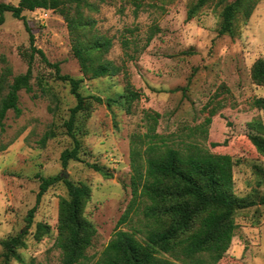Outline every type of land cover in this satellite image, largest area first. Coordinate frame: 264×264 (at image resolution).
<instances>
[{
  "label": "rangeland",
  "instance_id": "374dc122",
  "mask_svg": "<svg viewBox=\"0 0 264 264\" xmlns=\"http://www.w3.org/2000/svg\"><path fill=\"white\" fill-rule=\"evenodd\" d=\"M232 1L208 0L187 19L197 0H86L80 11L93 26L84 33L87 39H109L102 59L119 68L114 77L96 79L81 72L67 22L58 12L25 11L23 20L5 13L0 75L7 71L11 81L32 61L33 92L18 93L21 114L9 110L0 129V264L1 243L16 237L25 247L7 264H62L55 241L65 181L90 189L83 216L96 234L79 264L97 262L116 230H143L147 201L133 200L131 153L140 151L143 164L151 139L184 153L231 157L233 194L247 206L235 212L234 236L217 264H264V155L249 139H264V85L251 79L253 65L264 62V0L248 19L236 16L232 34L219 35L221 12ZM24 21L35 49L58 64L61 75L82 80L79 91L89 107L76 123V140L64 128L76 104L70 87L32 52ZM127 89L138 95L129 104L121 98ZM48 131L55 137L42 146ZM38 176L62 180L42 196L29 224ZM38 223L50 229L40 241L34 237ZM135 236L142 240L144 233Z\"/></svg>",
  "mask_w": 264,
  "mask_h": 264
},
{
  "label": "trees",
  "instance_id": "16d2710c",
  "mask_svg": "<svg viewBox=\"0 0 264 264\" xmlns=\"http://www.w3.org/2000/svg\"><path fill=\"white\" fill-rule=\"evenodd\" d=\"M208 0H197L188 11L187 19L204 6ZM261 0H233L226 4L221 12L219 35L232 34L233 23L237 15L248 19L254 6ZM88 6L86 0H19L18 4L0 3V25L4 23L5 13L23 20V12L49 10L58 12L67 22L72 37V51L84 76L92 79L114 77L119 68L102 59L111 47V41L104 37L87 39L84 31L91 29L93 22L84 17L80 9ZM73 8L74 13L70 15ZM29 33L31 50L54 70L55 79L68 84L70 94L76 104L70 109L64 123L66 134L76 140L75 127L81 114L87 112L89 103L80 93L81 79L61 75L58 64H50L42 51L35 49L34 37L24 21ZM81 32V35H80ZM29 62L26 73L13 77L6 71L0 75V129L9 110L16 116L21 114L18 107V93L24 90L32 93V69ZM251 79L256 85H264V62L258 60L252 67ZM41 85L40 81L38 82ZM129 104L138 95L127 89L121 96ZM100 101V99L95 98ZM263 103L257 101L258 105ZM55 137L53 131L46 132L40 144ZM251 144L264 155V139L251 136ZM132 149L131 168L133 171L131 192L133 200L143 198L147 201L144 211V229L125 232L116 230L112 239L94 264H217L229 248L234 236L233 216L237 210L247 206L233 194V161L228 155L184 153L179 149L161 146L157 141L149 142L143 152ZM65 162V158H64ZM65 164V163H64ZM106 179L110 173L99 170ZM39 178V190L36 204L28 212L31 223L42 196L62 179L60 176ZM67 196L60 197L57 211V236L55 245L62 254V264H79L86 258V250L91 246L96 234L94 225L84 216L86 202L90 198V189H77L65 181ZM127 212L119 221L126 220ZM49 226L38 223L34 237L40 241L49 234ZM137 232H143L142 240L136 238ZM5 249L2 254L7 264L15 250L25 244L18 237L1 243ZM206 256L207 259H204Z\"/></svg>",
  "mask_w": 264,
  "mask_h": 264
},
{
  "label": "water",
  "instance_id": "95a60500",
  "mask_svg": "<svg viewBox=\"0 0 264 264\" xmlns=\"http://www.w3.org/2000/svg\"><path fill=\"white\" fill-rule=\"evenodd\" d=\"M62 176H63V177H67V173H66V172H63V173H62Z\"/></svg>",
  "mask_w": 264,
  "mask_h": 264
}]
</instances>
